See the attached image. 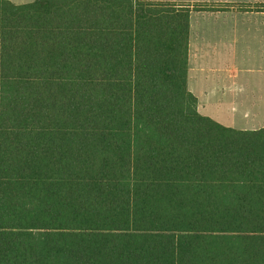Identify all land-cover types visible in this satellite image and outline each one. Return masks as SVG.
Instances as JSON below:
<instances>
[{"label": "trees", "instance_id": "trees-1", "mask_svg": "<svg viewBox=\"0 0 264 264\" xmlns=\"http://www.w3.org/2000/svg\"><path fill=\"white\" fill-rule=\"evenodd\" d=\"M189 11L0 0V264H264V127L198 111Z\"/></svg>", "mask_w": 264, "mask_h": 264}, {"label": "crops", "instance_id": "crops-1", "mask_svg": "<svg viewBox=\"0 0 264 264\" xmlns=\"http://www.w3.org/2000/svg\"><path fill=\"white\" fill-rule=\"evenodd\" d=\"M149 1L190 8L187 88L198 111L227 127H264V0Z\"/></svg>", "mask_w": 264, "mask_h": 264}]
</instances>
